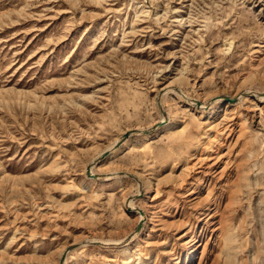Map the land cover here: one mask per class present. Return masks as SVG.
<instances>
[{"label": "rangeland", "instance_id": "rangeland-1", "mask_svg": "<svg viewBox=\"0 0 264 264\" xmlns=\"http://www.w3.org/2000/svg\"><path fill=\"white\" fill-rule=\"evenodd\" d=\"M264 264V0H0V264Z\"/></svg>", "mask_w": 264, "mask_h": 264}, {"label": "water", "instance_id": "water-1", "mask_svg": "<svg viewBox=\"0 0 264 264\" xmlns=\"http://www.w3.org/2000/svg\"><path fill=\"white\" fill-rule=\"evenodd\" d=\"M65 257H66V254H64V256H63V258H62V264H64V259H65Z\"/></svg>", "mask_w": 264, "mask_h": 264}]
</instances>
